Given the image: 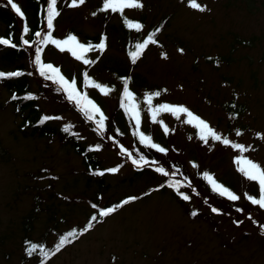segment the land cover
<instances>
[{
	"label": "rangeland",
	"instance_id": "374dc122",
	"mask_svg": "<svg viewBox=\"0 0 264 264\" xmlns=\"http://www.w3.org/2000/svg\"><path fill=\"white\" fill-rule=\"evenodd\" d=\"M14 1L30 12L29 0ZM179 1L139 0L141 9H125L121 15L100 11L103 0H85L74 8L68 7L71 0H59L54 39L74 35L80 43L96 45L108 25L106 48L86 53L89 64L54 45L38 43L48 32L46 12L35 49L42 46V61L58 68L69 82L76 80L77 90L106 117L105 129H96L57 84L37 73L35 51L25 60L35 101L54 123L75 125L86 146L93 147L88 163L83 165L73 147L55 138L27 137L28 128L15 114L10 94L0 88V264H23L25 257V264H264V209L246 198H258L259 188L237 170L234 161L241 153L211 138L205 144L194 127L183 123V115L176 119L164 112L152 123L144 103L146 94L159 92L153 106L187 107L217 134L245 146L243 156L264 168V0H201L203 12ZM165 18L157 43L145 49L131 71L123 50L124 21L142 22L143 39ZM3 31L0 25V35ZM128 31L136 36L135 29ZM250 39L255 42L251 48L236 47ZM85 73L112 91L105 96L86 86ZM125 81L138 104L140 131L166 153L132 136L135 122L124 108L117 109ZM233 115L239 118L236 122ZM141 154L156 163L137 168L132 159L139 160ZM157 167L169 175L157 173ZM204 173L239 199L214 193ZM169 178L189 197L179 195L187 209L211 222L184 212L166 186ZM162 186L165 192L158 191ZM130 197L137 199L99 222L103 217L97 209ZM73 230L77 236L69 237L71 242L57 252L60 239ZM32 244L37 251L29 256L26 249Z\"/></svg>",
	"mask_w": 264,
	"mask_h": 264
},
{
	"label": "snow or ice",
	"instance_id": "6c2138e0",
	"mask_svg": "<svg viewBox=\"0 0 264 264\" xmlns=\"http://www.w3.org/2000/svg\"><path fill=\"white\" fill-rule=\"evenodd\" d=\"M85 0H71V3L68 7H78L83 5ZM7 5L11 7V9L22 19L24 17V13L22 12L21 8L14 2V0H7ZM189 6L193 9L198 11H205V8L198 4L196 0H190ZM143 7L142 3L139 0H103V6L101 7L100 11L106 12L111 11L112 13H119L123 15L125 9H141ZM47 29L48 32L46 35H43L42 39L38 41L40 45H54L59 51L64 52L68 51L71 55L78 61L83 62L84 64L92 63L88 59L85 58V54L89 51L95 49L99 52H103L106 48V38L102 37L99 44L92 45L91 43L85 45L80 43L74 35H69L64 40L54 39L52 36V31L54 27V20L56 17L60 15V12L57 9V0H48L47 4ZM96 13H93L95 15ZM125 25L129 29H135L137 32H140L142 29V25L140 23H132L127 20L124 21ZM29 32V28L27 26L24 27L23 33L27 34ZM36 37L40 38L41 33L36 32ZM155 33L148 35L147 39H145L142 43H136L135 48L133 51L129 52V57L132 64H135L142 56L145 49L151 45L156 44L157 40L154 38ZM22 42L27 47L31 48L32 44L29 43L28 40L23 39L21 37ZM0 45L8 46L11 48L17 47V45L13 44L10 38H0ZM37 47L35 49V59L34 64L36 66L37 71L39 74L45 79L50 80L52 83L57 84L59 89L62 90L66 98L69 102L74 103L77 109L83 113L88 121H92L96 124V129L100 132H103L105 129V119L106 117L101 112V109L94 103L86 94H82L77 90L76 80L73 79L71 82L67 80L61 73L58 68H55L52 64H46L42 62L41 53L43 51V47ZM182 51V50H181ZM167 58L166 56L164 57ZM23 73L17 71L13 73H2L0 72V79H5L8 77L13 76H20ZM85 75L86 86L98 89L103 95L107 96L112 89L107 87H102L101 85L95 83L90 78H88L87 73ZM160 95L159 92L153 94H146L144 103L148 105V111L151 117L152 123H157L158 116L161 113L167 112L171 113L176 119H180L181 115L185 117L183 123L191 125L197 130L198 138L203 141L205 144L208 143L209 139L211 138L214 141H218L225 146H230L235 150H238L241 153V156L235 159V164L237 165V170L249 181L255 182L259 188V197L255 198L250 195H246V198L253 204L257 205L259 208L264 209V168H262L259 164L253 162L250 159H247L243 156V153L248 151V149L240 144L232 143L229 139L222 137L221 135L217 134L214 129H212L209 124L191 112L187 107L182 105H170L167 103L159 104L158 106H153V99ZM16 97H13L15 99ZM28 99H32V97H28ZM135 97L133 93L127 87V81H125L124 90L122 94V102L121 107L124 108L125 113L135 122V131L133 133L134 136L138 137L139 142L143 144L145 147L150 149H155L157 152L166 153V149L161 147L160 145L153 143L151 136L145 135L143 132L140 131L141 125V117L140 111L138 110V104L134 102ZM126 101V103H125ZM99 116V119H95V117ZM44 119H51V117H45ZM58 119V118H57ZM43 123V120L41 121ZM161 126L164 128L165 134H168V128L164 127L163 123ZM65 131H68L65 128ZM241 133L237 131V135ZM120 152L126 155L130 154L126 152V150L121 147ZM131 158V157H130ZM133 165L137 168H144L149 166L150 164H155V161H148L144 156H140L139 160L132 159ZM193 167H196L193 164ZM157 173L161 174L162 176L167 177L169 173L163 167H157L154 169ZM112 172H115L116 169H112ZM98 175H102L103 173H96ZM204 179L211 185V188L214 192L218 193L220 196L226 197L230 201H236L239 199V196L234 194L232 191L224 187L223 185L219 184L213 176L208 173H204ZM170 188H173L178 195L181 196L182 199L188 200L189 197L184 195L179 191L181 185L179 182L169 183L167 185ZM137 199V197H130L125 199L120 205L115 207H109L106 210H101L99 212L100 217H107L114 213L118 207H122L123 205L128 204L132 200ZM95 208L96 206L93 205ZM213 211H216L213 209ZM193 216L196 215L195 212L192 213ZM251 218V217H249ZM97 218L93 216L91 220L95 221ZM91 223L88 225V228H91ZM87 230V229H85ZM77 232L75 230L67 233L66 236L62 237L59 241V244L56 247V251L59 252L60 249L66 244L70 243L69 237H76ZM37 251V245L32 244L29 248L26 249L27 255L32 256L34 252ZM43 251V249H41ZM45 255L48 253L45 252Z\"/></svg>",
	"mask_w": 264,
	"mask_h": 264
},
{
	"label": "trees",
	"instance_id": "16d2710c",
	"mask_svg": "<svg viewBox=\"0 0 264 264\" xmlns=\"http://www.w3.org/2000/svg\"><path fill=\"white\" fill-rule=\"evenodd\" d=\"M201 0H196V2L199 4ZM15 2V1H14ZM59 0H57V3ZM183 2H190V0H180L179 3L182 4ZM48 0H29L28 1V7L29 11L21 10L25 12V20L22 21L18 16L15 14V12L10 8L9 5H7V2L0 1V25L3 26V33L0 35V38H10L12 43L17 45L15 48H11L8 46L0 45V72L2 73H13V72H21L23 73L20 76H13L8 77L5 79H0V88H2L5 92L9 93L11 96L10 104L14 107L15 114H18V116L22 119L21 125L23 127H27L28 130L24 133H27L26 136H49V138H55L60 144L63 146L70 145L73 147L75 154L79 155L82 159V164L88 163L90 159V153L93 150V147L86 146V143L82 141V136L80 133L77 132L76 127L74 124H67V125H58L53 122V120L44 119L45 116L49 117L47 115H43L39 109L38 103H36L34 98V93L31 92V82H30V76L29 73L26 71V59H30L32 56V53H34V49L37 43L38 38H36L35 33L36 32H43V26H44V17L46 14ZM19 6V5H18ZM20 7V6H19ZM59 12H61L60 8H57ZM112 13V12H110ZM115 14V13H112ZM57 18V17H56ZM106 20L108 21V18L106 17ZM168 19H162L160 23L156 26L151 27V30L149 31L148 35H151L155 33V39L157 40L158 35L162 31L165 24L167 25ZM24 22V25H23ZM134 23H140L143 26L142 22L135 21ZM126 30H124V33H126V38L123 46V50L125 55L127 56L130 65L132 66V69H135V64L131 63L129 52L133 51L135 48L136 43H142L145 39H147L148 35L141 39L140 32H136V36L133 38L132 34H130V31H128V27L123 23ZM27 26L29 28V32L27 34L23 33L24 27ZM108 25L103 29L102 33L99 34L101 37H105L106 40L108 39L109 35L107 34ZM118 35V34H117ZM23 36V39H26L29 41V43L32 44V47L29 48L27 46H24L21 37ZM91 41H96L97 38H91L88 37ZM101 40V39H99ZM251 40H244V42H241L236 47L241 48H251V46L254 45V43H251ZM234 45V44H233ZM231 46L230 51L232 50L234 52V47ZM149 45L146 49L151 47ZM34 59H35V53H34ZM228 63H230V58H228ZM207 63L214 65L213 60H208ZM227 63V64H228ZM39 74V72H37ZM130 75V74H129ZM41 76V75H40ZM134 75V79H135ZM60 91V90H59ZM61 92V91H60ZM13 97H16L13 99ZM28 97H32V99H28ZM119 105L117 107L118 111H122L121 109V97L119 98ZM117 111V112H118ZM229 113V110H227ZM42 119L43 123H41ZM239 118L236 115H233V122H236ZM65 128L68 129V131H65ZM132 136L133 133H132ZM142 155V154H141ZM143 156V155H142ZM186 178V176H184ZM166 186L169 183H174L170 178L165 180ZM100 185H102V182H100ZM104 185V184H103ZM168 187V186H167ZM158 191L165 192V187H159L157 188ZM170 189V187H168ZM206 191H209V194H213V191L209 190V188H205ZM174 199L178 203L180 207H184V212L191 217V219H197L202 218L205 219L208 222H211V220L206 216H198L197 213L195 216L192 215V211L188 210L185 206L184 202H182V199H180V196L175 192V190L172 188V191H169ZM120 202L113 203L110 206L115 207L117 205H120ZM223 205V204H222ZM109 206V205H108ZM123 205L122 207H124ZM122 207H118L115 211L118 212L121 210ZM108 208V207H107ZM99 211L103 209H97ZM106 210V209H104ZM107 217H103L100 219L99 222H104V220ZM40 248V247H39ZM27 257L22 259V263L25 264ZM37 262V260L35 261ZM43 263V262H42ZM44 264V263H43Z\"/></svg>",
	"mask_w": 264,
	"mask_h": 264
}]
</instances>
